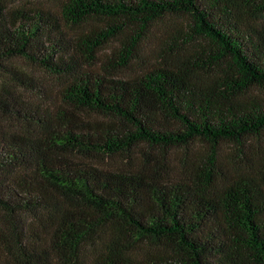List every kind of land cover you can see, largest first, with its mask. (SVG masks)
Listing matches in <instances>:
<instances>
[{
  "label": "trees",
  "instance_id": "trees-1",
  "mask_svg": "<svg viewBox=\"0 0 264 264\" xmlns=\"http://www.w3.org/2000/svg\"><path fill=\"white\" fill-rule=\"evenodd\" d=\"M170 16L206 44L127 74ZM17 59L64 84L47 116L0 86V111L36 125L0 124V264H264V160L231 176L219 162L223 144L244 154L264 136V0H0V67ZM197 143L210 151L178 179L145 152L166 160ZM141 152L142 165L109 161Z\"/></svg>",
  "mask_w": 264,
  "mask_h": 264
},
{
  "label": "rangeland",
  "instance_id": "rangeland-1",
  "mask_svg": "<svg viewBox=\"0 0 264 264\" xmlns=\"http://www.w3.org/2000/svg\"><path fill=\"white\" fill-rule=\"evenodd\" d=\"M64 0H5L6 4L10 7L22 6H33V7H43L45 9H58L60 3ZM184 18L180 17H167L162 21L157 22L152 26V28L147 31L140 44V55L139 60L133 66L126 71L129 75L139 72L143 64L153 62L160 54L164 52L171 53V51H181L183 53L195 54V51L200 50L206 43L203 42H188L186 35H178V29L182 28L184 30L186 23ZM98 25L97 22L92 21L90 24L82 27L80 32H86L85 30L91 28L92 26ZM91 26V27H90ZM118 46V42L113 40L112 42L105 45L102 49L101 61L106 60L112 51H114ZM105 56V57H104ZM100 66V65H99ZM10 69L17 70V73L12 72ZM64 80L62 78L54 77L46 73L45 71L31 66L24 60H13L7 63L6 67H0V86H7L13 90L22 93L27 99V103H30L33 109H38L41 115H49L52 110H56L62 105V98L59 94V90L63 88ZM89 118H93L92 115H88ZM94 118H96L94 116ZM20 120L12 117L9 114H5L0 111V124L7 131H21V132H31L35 134L36 125L32 120L28 119ZM219 162L224 168V172L231 176L237 170L241 171L247 169V167L253 164H258L264 160V136L261 139L254 140L249 147L242 154L237 151V149L229 144H223L220 147ZM209 152V147H203L199 143L191 151L175 150L174 152L168 154L165 158H161L162 152L159 150H146L147 154H151L152 159L160 158L161 166L164 169V175L168 179H178L181 177L182 170L186 168L185 163L191 164L198 157H200V152ZM143 153L137 157L128 161V158H115L110 159L112 165L134 167L137 165H142L145 162L144 158L141 156ZM140 157V159H138ZM167 173V174H166ZM26 224H29V229L40 230L41 223L36 220L32 215L23 216ZM6 219L5 216L0 214V221ZM33 223V225H32ZM25 226V225H24ZM26 226V230H27ZM25 229V227H24ZM155 247L152 243H142L137 245V249L141 251H149Z\"/></svg>",
  "mask_w": 264,
  "mask_h": 264
}]
</instances>
